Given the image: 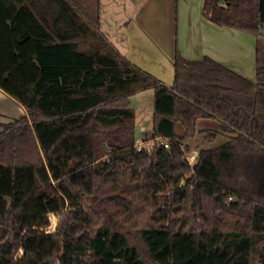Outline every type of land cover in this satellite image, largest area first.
Instances as JSON below:
<instances>
[{"label": "trees", "instance_id": "trees-1", "mask_svg": "<svg viewBox=\"0 0 264 264\" xmlns=\"http://www.w3.org/2000/svg\"><path fill=\"white\" fill-rule=\"evenodd\" d=\"M203 14L256 37L255 80L177 51L170 87L105 37L101 0H0V88L28 112L0 123V264H264V0ZM150 89L168 147L139 150ZM209 118L206 141L229 137L190 164Z\"/></svg>", "mask_w": 264, "mask_h": 264}, {"label": "crops", "instance_id": "crops-1", "mask_svg": "<svg viewBox=\"0 0 264 264\" xmlns=\"http://www.w3.org/2000/svg\"><path fill=\"white\" fill-rule=\"evenodd\" d=\"M204 1L101 0V31L129 61L170 87L175 81L177 51L188 60L208 56L255 80L256 37L241 29L212 23L203 14ZM134 96L131 107L135 110L132 106ZM21 117H28L26 108L0 88V123L14 122ZM152 117L153 111L151 132ZM220 124L214 118L199 119L197 129L201 133L212 129L211 126L219 129ZM146 129V126L142 128ZM2 130L0 127V132ZM177 133L184 136L179 125ZM194 138H185L183 143Z\"/></svg>", "mask_w": 264, "mask_h": 264}, {"label": "rangeland", "instance_id": "rangeland-1", "mask_svg": "<svg viewBox=\"0 0 264 264\" xmlns=\"http://www.w3.org/2000/svg\"><path fill=\"white\" fill-rule=\"evenodd\" d=\"M142 93L133 97V104L132 106L136 110V117H137V135H138V142L142 143L145 147H149L153 142L156 140L152 137L151 132V115L154 107V93L153 90H144L141 91ZM147 127L146 130H142L143 127ZM203 126L200 125V128ZM211 128H215L212 127ZM179 131L181 135H184V127L180 123L179 124ZM229 135H222L220 136L215 142H208L205 140V134L197 133L193 140H187L189 143L184 144L188 146L187 154L188 156L195 154L197 155L198 151L205 148H211L216 145H220L224 143L228 139ZM191 139V138H186ZM51 226L50 230L55 231L59 222V216L55 214L50 215ZM139 243V247L143 248V244L140 241L136 240ZM260 260V259H259Z\"/></svg>", "mask_w": 264, "mask_h": 264}, {"label": "built area", "instance_id": "built-area-1", "mask_svg": "<svg viewBox=\"0 0 264 264\" xmlns=\"http://www.w3.org/2000/svg\"><path fill=\"white\" fill-rule=\"evenodd\" d=\"M157 142H159L160 144H163L164 146L168 147V142L165 139L162 138V139H158L155 142H153L149 147H145L142 143L138 142V149L139 150H142L144 148H149L150 149ZM196 157H197V155H195V154H192L190 156H188V154H187V159H188L190 164H193L195 162Z\"/></svg>", "mask_w": 264, "mask_h": 264}]
</instances>
